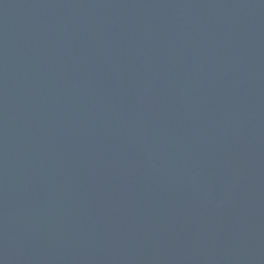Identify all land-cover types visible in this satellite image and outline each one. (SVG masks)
<instances>
[{"label": "water", "instance_id": "1", "mask_svg": "<svg viewBox=\"0 0 264 264\" xmlns=\"http://www.w3.org/2000/svg\"><path fill=\"white\" fill-rule=\"evenodd\" d=\"M0 264H264V0H0Z\"/></svg>", "mask_w": 264, "mask_h": 264}]
</instances>
